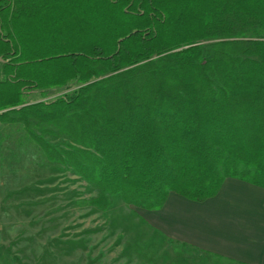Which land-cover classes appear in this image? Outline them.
<instances>
[{"label":"trees","instance_id":"obj_1","mask_svg":"<svg viewBox=\"0 0 264 264\" xmlns=\"http://www.w3.org/2000/svg\"><path fill=\"white\" fill-rule=\"evenodd\" d=\"M0 75V124L98 209L264 189V0H0Z\"/></svg>","mask_w":264,"mask_h":264},{"label":"rangeland","instance_id":"obj_2","mask_svg":"<svg viewBox=\"0 0 264 264\" xmlns=\"http://www.w3.org/2000/svg\"><path fill=\"white\" fill-rule=\"evenodd\" d=\"M50 128L48 141L69 142ZM96 194L72 169L48 162L19 127L0 124V242L9 243L8 264H239L169 238L118 195L106 210L89 205Z\"/></svg>","mask_w":264,"mask_h":264},{"label":"crops","instance_id":"obj_3","mask_svg":"<svg viewBox=\"0 0 264 264\" xmlns=\"http://www.w3.org/2000/svg\"><path fill=\"white\" fill-rule=\"evenodd\" d=\"M144 213L178 242L239 264H264L263 188L226 179L217 195L203 202L171 192L161 210ZM8 244L0 242V264H8L3 255Z\"/></svg>","mask_w":264,"mask_h":264}]
</instances>
